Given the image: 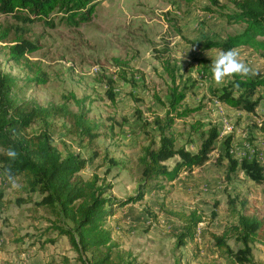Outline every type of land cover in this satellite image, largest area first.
Returning a JSON list of instances; mask_svg holds the SVG:
<instances>
[{
    "label": "rangeland",
    "instance_id": "374dc122",
    "mask_svg": "<svg viewBox=\"0 0 264 264\" xmlns=\"http://www.w3.org/2000/svg\"><path fill=\"white\" fill-rule=\"evenodd\" d=\"M220 3L226 8L220 9L209 0H101L92 19L81 23H73L57 11L47 22L31 20L24 12L0 11V24L10 30V37L19 32L40 44L28 58L39 63L48 77L46 83L31 81L29 68L11 59L9 42L0 41V68L17 78L11 98L48 106L67 96L74 111L86 112L88 124L99 134L95 142L89 143L68 122L57 119L54 144L64 156L73 152L85 158L87 165L80 176L112 186L107 194L126 198L136 194L143 183L140 158L148 143L137 109L149 120L156 114L164 115L171 85L155 49L176 64L178 82L189 87L183 107L198 108L176 121L172 132L177 146L196 152L210 127L219 130L207 162L182 172L174 181H165L163 188H147L141 201L118 208L106 219L105 225L112 229L115 256L123 262L238 264L219 251L210 232H228L231 247H243L230 229L239 212L263 221V229L251 243L253 262L248 264H264V183L252 180L240 168L229 173L225 155L226 138L231 136L230 150L237 159L256 155L264 164V100L255 112L216 100L213 90L231 80L216 84L212 79L211 57L221 50H203L193 43L206 38L224 40L244 28L243 24L228 23L221 15L234 8L231 0ZM209 6L214 11H207ZM237 49L250 73L264 74V53L249 46ZM115 57L145 76L136 75L134 84L119 78L113 65ZM110 78L113 81L109 82ZM259 93L264 95V88ZM197 121L204 124L199 130L192 126ZM178 160L176 156L167 164L172 167ZM15 183L13 188L0 167V264H83L69 238L53 229L57 216L36 205L41 194L25 190L19 177ZM229 197L235 208H231ZM170 210L197 211L203 217L194 239H187L182 246L176 237L182 222Z\"/></svg>",
    "mask_w": 264,
    "mask_h": 264
},
{
    "label": "trees",
    "instance_id": "16d2710c",
    "mask_svg": "<svg viewBox=\"0 0 264 264\" xmlns=\"http://www.w3.org/2000/svg\"><path fill=\"white\" fill-rule=\"evenodd\" d=\"M101 0H0V11L6 14L17 12L28 13L31 20L47 22L55 11L65 15L73 23L88 22L95 14L96 7ZM191 2L193 0H185ZM212 5L225 9L220 0H209ZM234 8L222 12L221 15L228 23L243 24L244 28L228 35L224 40H195L193 43L203 50L218 48L227 51L240 46H249L264 53V0H231ZM207 11H214L211 6ZM10 30L0 24V41L9 42L11 59L22 63L33 74L31 81L46 83V71L37 62H33L28 55L40 48V44L25 38L16 32L10 37ZM163 70L168 75L169 100L166 113L156 114L152 120L142 118V111L137 109V115L142 120V130L147 136V145L140 158L142 164L143 183L136 194L126 198H118L107 194L112 186H102L96 180H85L80 172L86 167L87 160L77 153L68 152L65 156L54 144L55 120L68 122L71 128L80 136H85L89 143H94L99 136L87 122L84 111H74L67 102V96L61 103L42 106L34 100L16 102L11 98V90L17 83V78L5 73L0 68V167L5 173L11 170L14 177L21 178L25 190L38 192L41 199L36 205L46 207L57 217L53 229L59 236L69 238L71 246L80 255L83 264H134L123 260L114 253L112 229L105 225L106 219L114 215L116 210L130 203L141 201L147 188H163L164 182L176 180L184 171H192L210 159V154L219 138L216 126L210 127L206 138L202 141L198 151L192 152L185 146H177V138L172 132L178 119H184L198 108L183 107L187 97L188 86L178 82L176 64L160 50L155 49ZM116 75L123 79L136 82V75L145 76L144 72L134 68L119 57L113 58ZM130 76V78H129ZM113 81L111 78L109 82ZM264 88V74L249 73L245 77L235 76L225 85L213 90V97L233 108L255 112L264 100L259 93ZM111 100L115 96L110 91ZM72 96V95H71ZM73 97V96H72ZM158 99L165 104L160 97ZM35 125L37 128L30 131ZM204 124L197 121L193 124L199 130ZM154 126V132L151 128ZM231 136L226 138V157L229 160L228 172L234 173L239 168L256 181L264 183V164L256 155H249L237 159L230 150ZM11 147L17 153L12 161L5 155ZM178 156L174 166L167 164L169 159ZM231 208H235L234 200L229 197ZM170 214L182 222V228L177 233L180 246L187 243V239H194L198 225L203 221L197 211L185 212L170 210ZM237 222L231 225L232 233L243 247L233 249L228 242V232L217 234L210 232L219 251L227 259L238 264L253 262L251 243L255 241L263 229V221L255 216L236 213ZM213 218L217 216L212 211ZM71 224L68 223V221ZM19 240V239H17ZM55 242L56 240H52Z\"/></svg>",
    "mask_w": 264,
    "mask_h": 264
},
{
    "label": "clouds",
    "instance_id": "9594fccd",
    "mask_svg": "<svg viewBox=\"0 0 264 264\" xmlns=\"http://www.w3.org/2000/svg\"><path fill=\"white\" fill-rule=\"evenodd\" d=\"M206 55L210 56L209 52H207ZM211 58L212 62L209 67L212 79L216 84H222L226 79L235 76L245 77L250 73L249 67L241 61L240 53L237 48H232L227 51L221 50L215 57ZM5 155L9 160L14 161L17 158L18 153L13 148L9 147L6 150ZM4 175L12 184L13 188L17 187L15 177L12 175L11 170L5 171Z\"/></svg>",
    "mask_w": 264,
    "mask_h": 264
}]
</instances>
